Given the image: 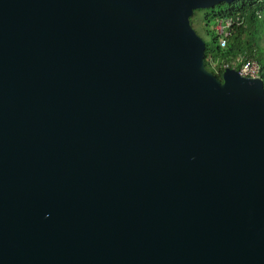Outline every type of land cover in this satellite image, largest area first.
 I'll use <instances>...</instances> for the list:
<instances>
[{"label": "water", "instance_id": "95a60500", "mask_svg": "<svg viewBox=\"0 0 264 264\" xmlns=\"http://www.w3.org/2000/svg\"><path fill=\"white\" fill-rule=\"evenodd\" d=\"M235 1L0 0V264H264V79L192 22Z\"/></svg>", "mask_w": 264, "mask_h": 264}, {"label": "trees", "instance_id": "16d2710c", "mask_svg": "<svg viewBox=\"0 0 264 264\" xmlns=\"http://www.w3.org/2000/svg\"><path fill=\"white\" fill-rule=\"evenodd\" d=\"M262 16V17H261ZM234 19L239 26L231 30L226 47H221V37H216L212 28L213 22ZM264 0H243L231 4L222 3L213 9L204 10L202 18L206 37V63L209 71L219 78L222 76L224 65L239 61L236 68L240 69L246 60L257 61L261 66V78L264 79ZM217 63V71L210 63ZM232 68V67H231ZM216 72V73H215Z\"/></svg>", "mask_w": 264, "mask_h": 264}, {"label": "built area", "instance_id": "2783aa9c", "mask_svg": "<svg viewBox=\"0 0 264 264\" xmlns=\"http://www.w3.org/2000/svg\"><path fill=\"white\" fill-rule=\"evenodd\" d=\"M236 25L239 26V21L237 24L236 20L234 19H227V20L220 21L217 29L221 37L220 43H221L222 48L226 47L227 39L231 35V30ZM239 61H242V60H238V62H234L232 64L224 65V69L231 68V67L236 69L239 65ZM238 71L241 73V75L248 77V78H261V74H262L260 64L254 60H246L242 62V65Z\"/></svg>", "mask_w": 264, "mask_h": 264}, {"label": "rangeland", "instance_id": "374dc122", "mask_svg": "<svg viewBox=\"0 0 264 264\" xmlns=\"http://www.w3.org/2000/svg\"><path fill=\"white\" fill-rule=\"evenodd\" d=\"M203 16H204V10H198V11H196V12H195V15H194V17H193V19H192L193 26H194L196 32L198 33V35H199L204 41H206V42H211V39H210V41H209V39L206 37L205 26H204V23H203V20H202ZM219 23H220V22H213V23H212V28H209V29H211V30L214 32V35H215L216 37H219V31H218V29H217L218 26H219ZM210 64H211L212 68H213L214 70H216V72H218V71H217V68H218L217 63H212V62H211ZM216 72H215V73H216Z\"/></svg>", "mask_w": 264, "mask_h": 264}]
</instances>
